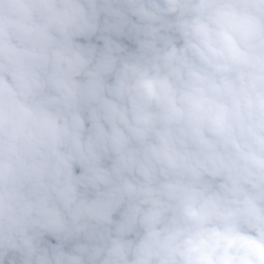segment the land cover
I'll return each instance as SVG.
<instances>
[{"label": "clouds", "instance_id": "1", "mask_svg": "<svg viewBox=\"0 0 264 264\" xmlns=\"http://www.w3.org/2000/svg\"><path fill=\"white\" fill-rule=\"evenodd\" d=\"M0 264H264V0H0Z\"/></svg>", "mask_w": 264, "mask_h": 264}]
</instances>
